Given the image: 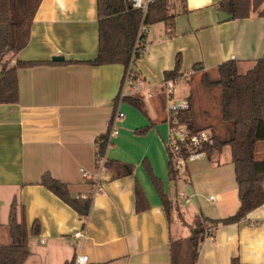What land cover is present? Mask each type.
<instances>
[{
    "label": "crops",
    "instance_id": "crops-1",
    "mask_svg": "<svg viewBox=\"0 0 264 264\" xmlns=\"http://www.w3.org/2000/svg\"><path fill=\"white\" fill-rule=\"evenodd\" d=\"M176 1L172 34L164 24L151 26L150 34L152 28H162L148 36L151 47L135 69L145 82L139 95L145 99L147 114L125 103L119 105L124 116L104 156L114 173L105 165L108 180L101 183L97 195L96 141L109 130L126 70L119 64H75L93 61L98 55L97 0H45L39 6L27 47L10 61L11 66L17 62L41 65L19 69V102L0 105V246L12 244L8 224L16 203L19 219L24 212L30 237L26 264H75L77 255L88 256V264H172L171 242L187 239L193 220L205 218L192 199L187 206L179 205L170 222L163 196L175 202L179 193L189 195L191 165L204 161V180L223 184L224 149L188 164L182 181H170L162 81L176 69L177 57L181 73L191 70L190 75L199 78L205 73L212 82L218 81L219 67L228 62H235L240 73L246 74L264 59V18L253 13L248 19L230 20L218 9L226 0ZM54 57L65 61L55 63ZM199 64L203 71H194ZM260 144L256 154L264 158V143ZM125 165L132 167V175L115 178ZM46 174L67 185L72 199H92L85 224L41 184ZM137 192L144 199L140 213ZM215 203L213 210H204L206 218L234 216L240 208L238 189L218 194ZM35 222L39 232L33 235ZM80 231H85L83 240L75 239ZM235 259L240 264H264V206L238 224L220 226L213 238H206L197 264H232Z\"/></svg>",
    "mask_w": 264,
    "mask_h": 264
},
{
    "label": "trees",
    "instance_id": "trees-1",
    "mask_svg": "<svg viewBox=\"0 0 264 264\" xmlns=\"http://www.w3.org/2000/svg\"><path fill=\"white\" fill-rule=\"evenodd\" d=\"M45 0H0V105L17 104L19 102L18 70L41 65L34 62H17L11 66L10 57L25 49L30 40L31 27L35 14ZM176 0H157L153 3L145 17L144 23L148 26L164 24L172 34L176 20ZM220 12L230 16V20H244L254 13L264 18V0H226L218 5ZM99 25V52L93 61L75 63L90 66H107L119 64L130 66L132 60L142 59L138 53L133 55L139 28L143 20V13L132 9L130 0H97ZM180 57L177 58L176 69L165 74V79L179 77L182 73ZM194 71H203L201 64L196 65ZM219 79L216 82L209 80L203 74L201 85L206 91L221 89L220 123L232 124L233 138L222 142L216 139L214 146H206V156L221 153L224 147L231 149L232 164L238 186L240 208L231 217L221 220L199 218L196 227L191 229L190 236L183 240L171 242L172 264H197L200 248L205 241L206 231L210 229V237L220 226H229L244 221L253 211L264 206V160L257 159V145L264 143V59L257 60L253 68L246 74L239 71L235 62L222 64L219 69ZM190 109L183 112L179 118L182 124L194 132L214 131L212 127L197 126L194 117L192 99L189 97ZM121 103L128 104L144 115L147 114L145 99L139 95H129L121 100L120 94L114 103V116L109 130L101 135L97 141V159L105 156L111 146L110 135L114 126V117ZM148 131H144V134ZM106 167L114 173L110 162ZM115 178L132 175V167L123 166L115 172ZM170 181L178 180V173L169 160ZM153 182H158L153 178ZM41 184L53 194L75 210L81 222L89 216L92 199H72L67 185L53 179L49 174L43 176ZM161 192V188H157ZM162 194V192H161ZM137 212L143 211L144 199L137 192ZM163 204L170 222L173 214L179 210L177 200L172 202L163 196ZM39 223L35 222L32 234L39 232ZM85 224V223H84ZM9 230L12 239L10 246H0V264H26L29 252V234L24 212L19 211L13 203L10 211ZM182 252V248H185ZM74 264V263H67ZM232 264H240L239 259Z\"/></svg>",
    "mask_w": 264,
    "mask_h": 264
},
{
    "label": "built area",
    "instance_id": "built-area-1",
    "mask_svg": "<svg viewBox=\"0 0 264 264\" xmlns=\"http://www.w3.org/2000/svg\"><path fill=\"white\" fill-rule=\"evenodd\" d=\"M157 0H130V4L133 10L141 11L143 13V20L138 31L137 40L135 43L134 53L140 54L142 57L149 52L148 35L150 33V26L144 23V17L149 7ZM135 61L132 60L130 66L126 69L123 82L121 86L120 98L124 99L126 96L141 94L145 89V82L139 78L137 73L133 69ZM190 73H182L179 77L172 79H165L161 85V91L165 97V123L168 126V137L166 140V148L169 154V160H171L174 169L178 173L179 178H183L184 173L187 170V166L190 163L201 160L206 156L205 147L214 146L217 138L215 131H200L197 133L192 132L187 125L180 122L179 116L190 109V101L188 96H183L180 92V86L183 83V79H187ZM148 94V97H151ZM123 114L118 110L114 117V126L110 135V142L118 135L116 124L123 118ZM100 165L99 174L96 179V192L95 195L101 192L100 186L103 181L108 180V177L104 175L106 173L104 158L97 161ZM84 177L87 174L84 170H81ZM179 199L187 206L192 203V198L188 194L179 193ZM211 201H216L214 197H211ZM211 232L206 231V237H210ZM75 239L83 240L86 237L85 231L77 232ZM89 257L85 255H77L75 264H88Z\"/></svg>",
    "mask_w": 264,
    "mask_h": 264
},
{
    "label": "rangeland",
    "instance_id": "rangeland-1",
    "mask_svg": "<svg viewBox=\"0 0 264 264\" xmlns=\"http://www.w3.org/2000/svg\"><path fill=\"white\" fill-rule=\"evenodd\" d=\"M177 1H175L176 4ZM161 26V25H160ZM162 27H160L161 29ZM159 26L152 28V33L148 36H152L153 34H157L159 32ZM151 32V27H150ZM148 46L151 47V45L148 43ZM145 57V56H144ZM142 57V59L144 58ZM178 58V57H177ZM11 59V57L9 58ZM181 60V58H180ZM138 62L133 65V69H137ZM191 70L186 71V73H189ZM136 72V71H135ZM137 73V72H136ZM165 78L163 79V81ZM162 81V83H163ZM183 83L180 86V92L183 96H190L193 100V109H194V117L196 119L197 126L201 128H207L212 127L214 131L216 132L218 139H220L222 142H226L233 138V132H232V124L228 123H220V106H219V99H220V93L221 89L217 88L212 91H206L203 89L201 85V78L190 75L187 77V79H183ZM195 105V106H194ZM163 112V110H162ZM230 127L231 131L228 132L227 128ZM260 144V143H259ZM261 144H263L261 142ZM260 144V145H261ZM231 151L230 148H224L223 156H222V172L224 177V183L219 185L211 184L208 180H204L202 177V170L205 165V161L202 163H195L191 165V169L194 171V176L192 175L189 179L190 185L188 188V193L192 197L193 201L199 204L198 208L200 211H202V214L207 217L204 210H213L215 206L218 204L215 203L216 201H211V197L217 198L218 194H223L225 192H230L235 188H237L236 179H235V172L234 167L230 160ZM262 155H257L258 160H263V157H260ZM184 178V176H183ZM182 181V178H178L177 181ZM176 181V183H177ZM181 190H179L180 192ZM178 192V193H179ZM177 202L179 205H184V203L179 199V195H177ZM186 208V207H185ZM176 222V221H175ZM194 223H192L190 229L196 227V221L193 220ZM178 223V221H177ZM174 230H177L176 223L174 224ZM185 234L184 237L189 236V229L185 228ZM210 231V229H209ZM185 247V245H184ZM182 252L186 250L185 248H182Z\"/></svg>",
    "mask_w": 264,
    "mask_h": 264
},
{
    "label": "water",
    "instance_id": "water-1",
    "mask_svg": "<svg viewBox=\"0 0 264 264\" xmlns=\"http://www.w3.org/2000/svg\"><path fill=\"white\" fill-rule=\"evenodd\" d=\"M65 58L64 57H54L53 58V62L55 63H60V62H64Z\"/></svg>",
    "mask_w": 264,
    "mask_h": 264
}]
</instances>
